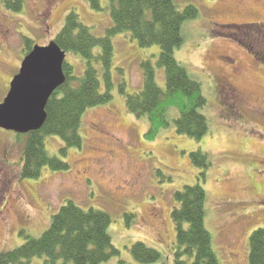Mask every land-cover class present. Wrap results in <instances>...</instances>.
Masks as SVG:
<instances>
[{
	"label": "rangeland",
	"instance_id": "374dc122",
	"mask_svg": "<svg viewBox=\"0 0 264 264\" xmlns=\"http://www.w3.org/2000/svg\"><path fill=\"white\" fill-rule=\"evenodd\" d=\"M174 3L179 9L193 5L198 12L183 23V41L174 56L201 83L206 99L201 113L209 133L200 140L177 133L173 120L178 109L172 106L167 110L169 124L158 128L154 138L146 136V117L128 112L125 97L141 88L140 63L145 59L154 63L157 84L165 86L164 71L155 65L159 46L141 47L129 32L114 35L112 98L83 112L82 146L63 154L59 137L45 139L48 153L66 161L68 170L43 167L37 178H21L24 135L0 128V252L20 246L27 237H39L70 198L81 208L110 217L108 233L119 253L101 264H138L130 252L135 242L160 253L151 264H173V192L199 183L205 190L204 224L218 264H248L249 236L264 229V59L256 60L245 44L252 42L256 49L260 42L254 35L259 37L264 29V0ZM100 5L96 10L87 0H22L14 11L0 0V102L23 58V36L46 45L71 10L93 34L102 36L111 20L108 0H100ZM224 29L232 33L219 34ZM65 61L80 78L85 59L68 52ZM92 64L103 91L102 64ZM195 150L207 153L210 162L203 179L190 161Z\"/></svg>",
	"mask_w": 264,
	"mask_h": 264
},
{
	"label": "trees",
	"instance_id": "16d2710c",
	"mask_svg": "<svg viewBox=\"0 0 264 264\" xmlns=\"http://www.w3.org/2000/svg\"><path fill=\"white\" fill-rule=\"evenodd\" d=\"M87 1L91 8L101 9L100 0ZM3 4L5 8L17 11L22 6V0H3ZM108 9L111 23L102 36L93 34L74 10L66 15L63 26L55 34L53 40L56 44L65 52L81 55L86 66L78 78L73 74L72 66L63 63L66 80L49 97L44 123L39 129L24 135L21 178H37L43 167L52 171L69 169L66 161L48 153L45 139L51 135L59 137L64 143L61 148L63 154L67 148L82 146L79 129L83 112L112 98L113 83L109 72L113 54L112 38L122 32H129L141 47L159 46L155 65L164 71L165 86L162 88L157 84L154 63L145 59L140 63L143 74L141 88L125 97L128 112L136 117H146L149 123L146 136L154 138L158 128L169 124L167 110L172 106L178 109V115L173 120L177 133L194 140H200L209 133L206 117L201 113L206 104L201 83L192 78L174 56V51L183 41L182 25L197 16L196 7L186 5L179 9L174 0H108ZM231 33L224 29L219 34ZM254 37L260 41L256 49L252 42L247 41L245 46L256 60L262 61L264 29L259 37ZM23 43L25 49L22 53L29 51L34 44L26 36H23ZM96 48H100V51L94 53ZM93 61L102 64L103 91ZM124 86L122 82L121 92H124ZM189 155L193 165L200 169L203 179L210 163L207 153L195 150ZM173 198L176 202L170 213L175 231L173 264H218L210 233L204 224V188L199 183L185 185L173 192ZM110 222L108 213L81 208L69 198L51 216L50 224L39 237H27L20 246L0 252V264H33L35 258H41V264L107 262L119 253L108 233ZM248 246V264H264L263 228L250 234ZM130 252L138 264H151L160 259L156 249L142 242H135Z\"/></svg>",
	"mask_w": 264,
	"mask_h": 264
},
{
	"label": "water",
	"instance_id": "95a60500",
	"mask_svg": "<svg viewBox=\"0 0 264 264\" xmlns=\"http://www.w3.org/2000/svg\"><path fill=\"white\" fill-rule=\"evenodd\" d=\"M64 58L55 41L33 46L0 103V128L27 133L42 126L49 97L65 81Z\"/></svg>",
	"mask_w": 264,
	"mask_h": 264
}]
</instances>
